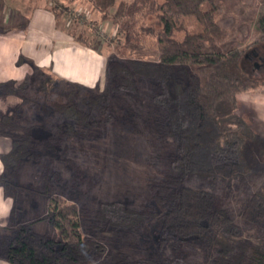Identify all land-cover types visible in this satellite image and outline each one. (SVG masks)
I'll list each match as a JSON object with an SVG mask.
<instances>
[{
  "label": "trees",
  "instance_id": "trees-1",
  "mask_svg": "<svg viewBox=\"0 0 264 264\" xmlns=\"http://www.w3.org/2000/svg\"><path fill=\"white\" fill-rule=\"evenodd\" d=\"M89 1L104 15H108L116 3V0ZM143 7L158 16L160 30L148 29L157 35L158 60L137 57L126 62L111 60L106 66L108 79L103 91L90 92L82 102L63 101L62 82L82 85L44 72V76L38 74L37 78L26 76L17 86L14 81L0 85L1 95L21 99L14 112L0 117V135L13 142L11 151L1 154L4 170L0 172V187L8 198L10 186H17L13 179L25 160H34L39 154L37 140L41 139L43 129L39 132L22 123L27 115L26 106L45 105L58 121L55 128L68 133L65 127L75 131L76 127L85 128L92 122H100L94 117L96 112L108 114L112 92L136 87V75L152 78L158 85L155 102L165 113L160 128L164 139L170 138L175 145L169 172L154 183L151 198L141 209L121 201H109L90 211L50 192V187L45 185L40 193L48 196V212L43 217L18 227L0 225V256L8 262L82 264L100 255L103 246L99 236L85 233L83 229L105 227L128 229L133 233L147 228L151 235L144 247L146 254L142 264H176L178 261L188 264L190 256L196 254L211 264H264V247L255 248L249 240L234 237L242 227L235 222L223 199L215 191L188 183L195 178L247 185L256 175L243 147L255 148L264 137L255 134L236 111L238 94L264 88V80L246 71L242 65L244 52L215 46L214 40H222L227 30L214 19L213 0L121 2L114 18L119 22L121 17L134 15ZM51 11L58 16L54 9ZM184 17L200 21L207 35L188 32L183 40L174 38V30L184 29ZM259 22L260 41L264 42V18ZM132 37L133 33L128 32L127 40ZM189 60L191 62L187 63ZM178 74L183 79L176 77ZM125 78L130 85L124 87ZM14 128L23 129L24 133L15 134L11 131ZM43 134L52 138L50 133ZM242 216L244 227L257 226L264 230V185L252 192ZM40 219H47L56 227L61 239L35 231L32 224Z\"/></svg>",
  "mask_w": 264,
  "mask_h": 264
},
{
  "label": "rangeland",
  "instance_id": "rangeland-1",
  "mask_svg": "<svg viewBox=\"0 0 264 264\" xmlns=\"http://www.w3.org/2000/svg\"><path fill=\"white\" fill-rule=\"evenodd\" d=\"M135 1L137 0H116L108 15H104L89 0H0L1 41L8 40V37L21 39L31 35L38 8L50 12L51 17L54 16L51 9L58 13L53 20L55 27L52 25L47 34L49 37L47 45H44L46 47L37 44L33 49V53L36 50V55L39 56L38 62L37 59L35 61L41 71L36 72L37 66L34 65L38 64L33 59L20 55L17 67L22 74L14 81L16 86L26 76H56L55 62L52 64V59L54 55H58L70 75L69 81L82 85L78 87L62 82L60 91L63 101L75 99L82 102L90 92L104 90L108 79L106 66L111 60L126 62L131 57H137L157 61V35L148 32V29H154L155 32L160 30L158 16L143 7L134 15L121 17L119 22L114 18L121 2L131 4ZM213 7L215 21L227 30L222 40H214L215 46L244 52L242 65L246 71L264 80V42L260 41L262 31L259 22L264 18V0H213ZM48 22L46 20V24ZM183 24L184 29L172 32V36L178 40H183L188 32L208 33L205 26L194 17H184ZM128 32L133 33L130 40H127ZM69 46L78 48L77 56L72 62L58 51L60 47H63L61 51H65ZM77 57L78 60L75 61ZM190 62L189 60L187 63ZM176 77L183 79L180 74ZM134 82L136 87L129 88L130 90L115 89L112 92L108 114L97 111L94 116L100 122H92L85 128L76 127L75 131L65 127L64 130L68 133L55 128L58 121L50 115L45 105L25 107L27 115L22 123L39 132L42 128L43 133H50L52 138L40 134L41 139L37 140L36 148L38 157L34 160L26 159L14 177L13 182L17 186H10V196L7 199L11 221H7L5 226L18 227L43 217L48 212V196L40 193L45 185L50 187V192L83 205L90 211L109 201H121L137 209L148 204L151 187L170 170V158L175 155V145L170 138L164 139L162 135L160 123L165 113L155 102L159 89L156 80L136 75ZM123 83L124 87L130 85L126 78ZM256 92L263 94L264 88L238 94L240 107L236 113L249 124L255 134L264 137L261 112L251 107ZM20 102L21 99L17 96L0 94V117L14 112ZM11 131L15 134L24 133L20 128ZM10 139L8 137L0 141L2 154L11 151L13 142ZM7 146L10 149L4 150ZM243 150L247 160L257 171L249 184L195 178L188 183L197 188L215 191L223 199L235 222L242 227V231L234 234L236 239L249 240L255 248L264 247V230L257 226L244 227L242 216L252 192L264 185V141L261 139L255 148L245 145ZM32 227L39 233L61 239L57 228L47 219L37 220ZM83 230L99 236L103 246L100 255L88 258L82 264L143 263L146 254L144 247L151 235L147 228L134 233L128 229L105 227L99 230L87 227ZM191 256L188 264H211L199 254ZM128 261L133 263H126ZM0 264L12 263L0 256ZM176 264L183 262L178 261Z\"/></svg>",
  "mask_w": 264,
  "mask_h": 264
},
{
  "label": "crops",
  "instance_id": "crops-1",
  "mask_svg": "<svg viewBox=\"0 0 264 264\" xmlns=\"http://www.w3.org/2000/svg\"><path fill=\"white\" fill-rule=\"evenodd\" d=\"M36 11L37 12L35 13L34 26H33V31H31L32 32L31 35L25 36L21 39L17 37L16 38L8 37V40L10 41L8 40L4 41L3 39L2 41L0 40V85L2 83L15 81L20 78L19 75H21L22 73L21 71H19V67H17L18 66L17 63L20 62V58H19L20 55H26L27 57L35 61L37 58H39V56L36 55L37 53L36 50H34L36 53H33L34 47L38 46L37 44H43L42 47L44 48L46 47L44 45H47L48 43L47 40H48L49 35L47 34L49 33L50 27L52 25L54 26L53 20H54L55 15L51 17L50 12L48 11L45 12L40 8H38ZM46 20L49 21L48 24H46ZM69 47L70 48H66L65 51H61L63 47H60L58 51L60 55L65 54L67 59L72 62L77 56L78 48L75 46H69ZM52 60H53L52 64L53 62H55V68H56L55 70L57 72L56 76L63 78V79L70 80L68 78L70 77V75H68V73L66 72L67 68L65 67V65L61 63L62 59L58 55H54ZM77 60H78V57L75 61ZM37 62H38V59H37ZM34 67L38 69L40 66L38 64V65H34ZM238 103H239L238 107H240V100ZM251 107L261 112L260 120L263 121L261 130L264 132V93L262 94V93L256 92L253 95ZM7 138L8 137L0 136V141H3L4 139H7ZM1 149L2 148H0V151H2ZM8 149H10V146H7V148L4 150H8ZM1 154L2 152H0V172L4 170V165L1 160ZM7 199L8 198L4 196L3 188L0 187V225L1 226H5L7 221H11V215L8 212Z\"/></svg>",
  "mask_w": 264,
  "mask_h": 264
}]
</instances>
